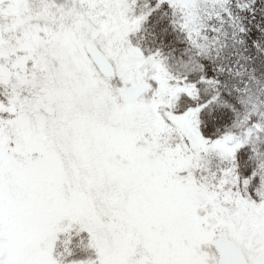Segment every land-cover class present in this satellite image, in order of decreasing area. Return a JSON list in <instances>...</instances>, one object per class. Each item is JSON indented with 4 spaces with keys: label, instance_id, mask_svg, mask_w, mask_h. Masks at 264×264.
<instances>
[{
    "label": "snow or ice",
    "instance_id": "6c2138e0",
    "mask_svg": "<svg viewBox=\"0 0 264 264\" xmlns=\"http://www.w3.org/2000/svg\"><path fill=\"white\" fill-rule=\"evenodd\" d=\"M0 264H264V0H0Z\"/></svg>",
    "mask_w": 264,
    "mask_h": 264
}]
</instances>
